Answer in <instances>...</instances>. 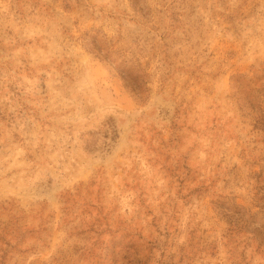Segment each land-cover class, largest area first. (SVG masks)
I'll use <instances>...</instances> for the list:
<instances>
[{"label": "rangeland", "instance_id": "obj_1", "mask_svg": "<svg viewBox=\"0 0 264 264\" xmlns=\"http://www.w3.org/2000/svg\"><path fill=\"white\" fill-rule=\"evenodd\" d=\"M241 256L264 264V0H0V264Z\"/></svg>", "mask_w": 264, "mask_h": 264}, {"label": "trees", "instance_id": "obj_2", "mask_svg": "<svg viewBox=\"0 0 264 264\" xmlns=\"http://www.w3.org/2000/svg\"><path fill=\"white\" fill-rule=\"evenodd\" d=\"M110 68H112V66H110ZM116 69H117V68H113L114 71H117ZM119 76H120L124 81H127V79L129 80V77H127L126 74H122V75L120 74ZM131 87H132V93H133L134 97L139 98V95H141L140 92H139V89H140L139 86H137V84H132V83H131ZM247 244H248V245H249V244L251 245V243L246 242V243L244 244V246H243V250H246V249H247V248H246V247H247ZM250 247H251V246H250ZM253 253H256V254H257L258 252H257L256 250H253ZM249 262H250V260H248L247 263H246V262L244 263V261L242 262V256H241V263H240V264H250Z\"/></svg>", "mask_w": 264, "mask_h": 264}]
</instances>
